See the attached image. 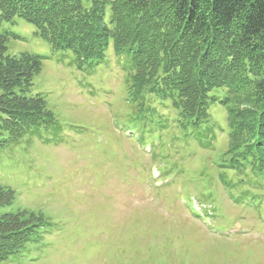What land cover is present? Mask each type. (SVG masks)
Returning a JSON list of instances; mask_svg holds the SVG:
<instances>
[{"label": "rangeland", "instance_id": "374dc122", "mask_svg": "<svg viewBox=\"0 0 264 264\" xmlns=\"http://www.w3.org/2000/svg\"><path fill=\"white\" fill-rule=\"evenodd\" d=\"M0 33L16 36L8 55L43 58L31 93L58 127L0 149V188L15 193L2 211L46 222L0 264H264V175L225 167L226 106L211 104L194 128L170 100H132L113 43L104 62L79 69L26 20H0ZM252 90L231 95L234 104L244 108Z\"/></svg>", "mask_w": 264, "mask_h": 264}, {"label": "trees", "instance_id": "16d2710c", "mask_svg": "<svg viewBox=\"0 0 264 264\" xmlns=\"http://www.w3.org/2000/svg\"><path fill=\"white\" fill-rule=\"evenodd\" d=\"M14 18L33 24L54 51L73 52L79 69L104 62L113 43L127 60L132 100H170L194 128L219 101L232 140L225 167L264 175V0H0V20ZM10 35L16 37L0 33V149L42 128L58 129L45 98L31 93L43 58L8 55ZM221 88L230 89L222 100L212 94ZM249 88L246 106L234 104L231 95ZM14 201L12 190L0 188V263L19 255L46 223L2 211Z\"/></svg>", "mask_w": 264, "mask_h": 264}]
</instances>
